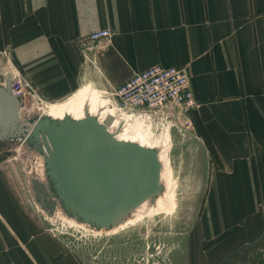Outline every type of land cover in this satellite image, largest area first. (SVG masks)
<instances>
[{
  "label": "crops",
  "instance_id": "crops-1",
  "mask_svg": "<svg viewBox=\"0 0 264 264\" xmlns=\"http://www.w3.org/2000/svg\"><path fill=\"white\" fill-rule=\"evenodd\" d=\"M102 28L111 29L110 42L91 47L90 33ZM8 49L51 101L67 97L78 71L90 70L85 55H97L118 84L157 64L186 68L197 101L192 115L219 156L210 188L238 191L228 199L239 205L229 207L236 219L247 212L243 196L247 203L258 200L264 189V0H0V53ZM7 185L0 180V264H96L39 223L29 227L30 211H17Z\"/></svg>",
  "mask_w": 264,
  "mask_h": 264
},
{
  "label": "rangeland",
  "instance_id": "rangeland-1",
  "mask_svg": "<svg viewBox=\"0 0 264 264\" xmlns=\"http://www.w3.org/2000/svg\"><path fill=\"white\" fill-rule=\"evenodd\" d=\"M97 57L85 55L90 70L78 71L75 89L62 99L41 97L34 79L20 69L9 49L0 53V82L6 81L8 72L16 76L15 87L25 92L21 112L31 118L87 95L104 104L108 99L110 104L117 103L112 91L120 81L103 70ZM127 111L150 116L156 135L170 131L173 201L167 209L142 215L117 231L84 227L59 210L51 218L34 199L32 179L35 175L40 178V155L20 141L0 142V180L8 181L9 200L19 201L17 211H30L29 227L39 223L80 258L96 264H264V189H258L255 204L247 203L243 196L247 212H239L236 219L229 207L237 209L239 205H228L235 189L225 192L209 186L211 164L218 159L208 152L192 114L189 121L178 113Z\"/></svg>",
  "mask_w": 264,
  "mask_h": 264
},
{
  "label": "water",
  "instance_id": "water-1",
  "mask_svg": "<svg viewBox=\"0 0 264 264\" xmlns=\"http://www.w3.org/2000/svg\"><path fill=\"white\" fill-rule=\"evenodd\" d=\"M12 74L0 85V142L20 141L44 155L45 179H32L34 199L51 218L56 210L111 229L145 200L163 191L156 148L118 140L96 116L76 119L23 116L11 92Z\"/></svg>",
  "mask_w": 264,
  "mask_h": 264
},
{
  "label": "bare ground",
  "instance_id": "bare-ground-1",
  "mask_svg": "<svg viewBox=\"0 0 264 264\" xmlns=\"http://www.w3.org/2000/svg\"><path fill=\"white\" fill-rule=\"evenodd\" d=\"M11 73V72H9ZM13 76L14 74L11 73ZM6 86V82L3 84ZM143 112H132L120 108L117 103L110 104L109 99L106 104L101 99L93 95H87L81 100L73 99L72 101L63 105H55L43 111L40 115H49L53 118H62L64 115H70L73 118L81 119L86 115L96 116L101 123L105 121L108 116L112 117V122L107 125V129L112 133L116 139L123 141H132L144 145L146 147L156 148L162 163L161 181L163 183V191L155 199H147L137 206L132 213L127 216L119 225L105 230L117 231L119 228L125 227L129 224L135 223L142 215H154L165 209L172 203V189H173V166L171 159V134L169 129L156 135L154 122L150 116L142 114ZM38 153V152H36ZM40 155V179H45V159L44 155ZM38 208L43 209L38 205ZM59 212H63L67 217L73 219L84 227H92L90 224L78 221L76 218L68 216L61 207H58ZM44 212V211H43ZM46 214V212H45ZM99 229V230H100Z\"/></svg>",
  "mask_w": 264,
  "mask_h": 264
},
{
  "label": "built area",
  "instance_id": "built-area-1",
  "mask_svg": "<svg viewBox=\"0 0 264 264\" xmlns=\"http://www.w3.org/2000/svg\"><path fill=\"white\" fill-rule=\"evenodd\" d=\"M112 37L109 28L90 33L91 47L108 44ZM7 84V81H5ZM16 76L12 75L11 92L21 102L24 88H16ZM6 87V86H5ZM112 100L123 109L140 110L148 113H178L189 117L197 107L191 88L189 71L184 67L153 65L141 71H134L126 80L116 85Z\"/></svg>",
  "mask_w": 264,
  "mask_h": 264
},
{
  "label": "trees",
  "instance_id": "trees-1",
  "mask_svg": "<svg viewBox=\"0 0 264 264\" xmlns=\"http://www.w3.org/2000/svg\"><path fill=\"white\" fill-rule=\"evenodd\" d=\"M204 138H205V140H206V142H207V145H208V147H209V149H210V151H211L213 157H215V158L218 159L219 156L217 155L216 150H215V148H214V146H213L211 140H210L206 135H204Z\"/></svg>",
  "mask_w": 264,
  "mask_h": 264
}]
</instances>
